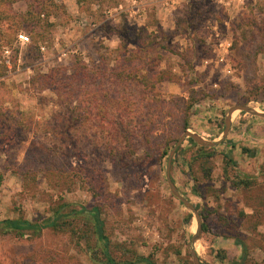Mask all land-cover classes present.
Here are the masks:
<instances>
[{
  "label": "rangeland",
  "instance_id": "374dc122",
  "mask_svg": "<svg viewBox=\"0 0 264 264\" xmlns=\"http://www.w3.org/2000/svg\"><path fill=\"white\" fill-rule=\"evenodd\" d=\"M134 1L145 3L120 0L119 8L108 0H59L36 45L32 39L21 47L12 38L10 63L0 46V221L43 223L64 204L98 206L117 260L137 253L153 254L158 264H194L189 244L197 221L168 184L170 154L187 131L220 141L234 107L264 114V6L254 23L247 22L249 14L230 16L208 0H176L175 29L164 32L155 15L131 14ZM156 6L152 11L164 16ZM215 27L231 41L230 73L204 66L216 59ZM122 37L146 45L148 55L141 56L151 71L171 70L179 80L145 89L130 81L117 88L116 78L107 79L103 95L88 86L76 91L75 102L41 89V76L57 68L71 74L78 61L117 68L118 51L134 49ZM94 100H103L102 125L88 109ZM188 139L173 156L171 178L208 225L194 247L201 264H221L222 251L224 264H232L242 255L240 244L248 248L247 264H264V118L235 111L226 143L193 171ZM231 144L237 166L227 164ZM245 178L251 186H235ZM64 223L65 229L0 236V264H96L84 248L83 220L66 217Z\"/></svg>",
  "mask_w": 264,
  "mask_h": 264
},
{
  "label": "trees",
  "instance_id": "16d2710c",
  "mask_svg": "<svg viewBox=\"0 0 264 264\" xmlns=\"http://www.w3.org/2000/svg\"><path fill=\"white\" fill-rule=\"evenodd\" d=\"M59 0H0V46L8 47L12 38L16 40L18 33L24 31L28 33L30 39L36 45L42 40L44 31L48 28L49 17L53 12H50L53 8H58L57 2ZM112 2V5H120V0H108ZM24 2L27 8L24 12H18L15 6ZM247 22L256 23L258 15L252 12L248 15ZM191 24V22H190ZM123 38V37H122ZM187 38L189 41L193 39V33L187 31ZM123 45L127 42L134 46L131 51L120 52L116 57V67H111L106 61L103 60L101 66L90 67L83 62L78 61L76 65L71 69V74L66 72V69L60 70L51 69V71L40 77L41 89L44 88L53 89L57 95L65 94L68 96L70 102L73 101L72 97L76 94V91H80L82 88L90 86L91 88L97 86L98 94L103 95V81L107 82V79L111 82L117 80V84L114 87L124 85L127 81H130V85L133 83L140 85L145 89L154 87V89L164 81H178L179 77L168 70L151 71L148 67V57L143 58L141 54L148 55V49L142 42L130 41L123 38ZM31 43V42H30ZM148 45V43H147ZM166 49V47H164ZM16 60V59H15ZM79 63V64H78ZM135 63L137 64L135 66ZM121 65V67H120ZM120 67V68H118ZM68 71V70H67ZM62 75H68L67 79L61 78ZM70 74V75H69ZM42 79V80H41ZM103 99V97H101ZM123 103L121 100L118 103V107ZM91 108V109H90ZM88 109L91 112H95L94 119L100 120V124H103V100L100 102L92 101L88 103ZM188 123L185 122V128L187 129ZM193 150L190 158V170L193 171L195 163L197 161L209 162L216 157V149L209 147H201L197 145L193 139L189 138L188 141ZM226 142H223V144ZM236 145L231 144V151L227 153V164L230 166H237V162L234 160L233 150ZM184 146L182 145L177 154L183 153ZM245 153L251 152L247 148H243ZM250 154V153H249ZM205 176L211 175V167L203 168ZM249 178L245 180L234 182L235 186H251ZM68 210V211H66ZM201 213L203 219L204 215ZM66 217H78L83 220V227L79 230L84 232V239L86 240L85 250L89 254L90 259L96 264H158L153 254L149 256H139L134 254L133 259L117 260L111 249V241L106 234L105 220L103 219L102 210L100 207L95 206L90 209L81 207L80 209L72 208L71 205H61L57 208L53 216L43 223L32 222L23 218L5 219L0 221V236H15L23 237L26 232L41 233L45 230H59L65 229L64 218ZM192 216L188 215L186 218V224L191 223ZM203 230H208V225L203 223ZM83 239V241H84ZM242 255L240 259L232 264H247L249 262L248 248L245 244H240ZM226 253L222 251L218 257L221 264L226 262Z\"/></svg>",
  "mask_w": 264,
  "mask_h": 264
},
{
  "label": "crops",
  "instance_id": "0c3cea01",
  "mask_svg": "<svg viewBox=\"0 0 264 264\" xmlns=\"http://www.w3.org/2000/svg\"><path fill=\"white\" fill-rule=\"evenodd\" d=\"M144 1H145V3H140V5H138V2L134 1V4H137V5H135V7H134V5H132L131 14L140 13L139 19H142V20H145V18L147 19L149 16L155 15L157 17V19L160 20V26L163 30H165L164 32H166V31L168 32L169 30L174 31L175 27L173 24V20H174V17L177 16L174 13V11L180 5L179 2H177L176 0H144ZM177 3L179 5H177ZM155 6L158 7L157 9H159V11H161V9H164V11H165L164 16L162 14L159 15V13H157L156 11H152L153 10L152 8ZM216 7L219 8L220 10L226 12L230 16H234V17H238L239 15L246 14V13H239V14L236 13L237 16H235L234 13L231 11V9L225 10L224 8H220L218 6H216ZM119 8H122V5H120ZM133 17H135V16L133 15ZM212 37H215V39L217 41V42H215L216 46H215V50H214V52L217 54V55L215 54L216 59L215 60L206 59L204 61V66L209 67L214 63V66L217 69L221 68L227 72V70L229 68L228 62L221 63L217 59L219 57L218 55H222L223 58L226 57V54H227L226 53V47H227L228 43H231V41L229 39L222 40L221 34L218 32L217 27H215V29L213 30Z\"/></svg>",
  "mask_w": 264,
  "mask_h": 264
},
{
  "label": "water",
  "instance_id": "95a60500",
  "mask_svg": "<svg viewBox=\"0 0 264 264\" xmlns=\"http://www.w3.org/2000/svg\"><path fill=\"white\" fill-rule=\"evenodd\" d=\"M237 110L246 112V113L251 114L253 116H258V117L264 118V114L257 113L256 111L250 109L247 106L234 107V108H232L229 111V114H228V116L226 118V128L224 130L223 137H222V139L220 141H218V142L205 141L199 135L192 134L189 131H187L179 139V141L177 142L176 146L174 147V149L172 150V152L170 154L169 163H168V169H167V181H168V184H169V186L171 188V191H172L173 195L177 199H179L180 202L183 203L187 207V209H189L190 212L193 213V215H194V217H195V219L197 221L196 233L192 236L191 243L189 244V246H190V254L193 257L194 264H201L200 259L197 257V255L195 253V248L194 247H195L197 241H199V239L201 237V234L203 232V220H202V217H201L200 213L196 209V207L189 200L185 199L181 195V193L179 192V190L177 189L176 185L174 184V182H173V180L171 178V166H172L173 156L176 153L177 149L183 144V142L187 138L193 139L195 143H197L198 145L203 146V147H210V148L217 147L219 144H221L228 137L229 132H230V128H231L232 115ZM191 246H192V248H191Z\"/></svg>",
  "mask_w": 264,
  "mask_h": 264
},
{
  "label": "built area",
  "instance_id": "2783aa9c",
  "mask_svg": "<svg viewBox=\"0 0 264 264\" xmlns=\"http://www.w3.org/2000/svg\"><path fill=\"white\" fill-rule=\"evenodd\" d=\"M210 3L220 7L224 8L225 10H230L234 13L235 16L239 13H246L250 14L252 11L256 12L258 9L262 6H264V0H208ZM237 13V14H236ZM17 44H19L21 47L26 46L30 44L31 39L30 37L25 33H19L16 38ZM231 46V43H228L226 47V53H228L229 48ZM44 50V48L42 49ZM12 55V49L9 47H6L4 49V58L7 60L8 63H10V57ZM218 61L221 63L227 62V57H224L222 55H218ZM230 66L227 70V73H230Z\"/></svg>",
  "mask_w": 264,
  "mask_h": 264
},
{
  "label": "bare ground",
  "instance_id": "6f19581e",
  "mask_svg": "<svg viewBox=\"0 0 264 264\" xmlns=\"http://www.w3.org/2000/svg\"><path fill=\"white\" fill-rule=\"evenodd\" d=\"M195 229H196L195 226H193V227H192V230L195 231Z\"/></svg>",
  "mask_w": 264,
  "mask_h": 264
}]
</instances>
